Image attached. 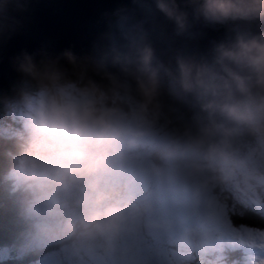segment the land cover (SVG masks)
Wrapping results in <instances>:
<instances>
[{
	"label": "clouds",
	"instance_id": "obj_1",
	"mask_svg": "<svg viewBox=\"0 0 264 264\" xmlns=\"http://www.w3.org/2000/svg\"><path fill=\"white\" fill-rule=\"evenodd\" d=\"M176 36L223 29L199 54L117 31L89 54L21 51L0 93V217L19 247L75 255L125 236L192 237L237 191L264 192V0H133ZM19 0H0V36Z\"/></svg>",
	"mask_w": 264,
	"mask_h": 264
},
{
	"label": "water",
	"instance_id": "obj_2",
	"mask_svg": "<svg viewBox=\"0 0 264 264\" xmlns=\"http://www.w3.org/2000/svg\"><path fill=\"white\" fill-rule=\"evenodd\" d=\"M19 5L23 10L11 13L18 22L14 30L0 36V89L15 78L12 59L21 51L58 54L71 49L85 55L94 46L104 45L105 34L117 31L113 14L119 8L127 11L130 22H139L148 31L157 54L164 59L176 51L203 53L223 34V29L194 26L189 34L176 36L162 16L149 14L133 0H19ZM166 238L169 236L161 240Z\"/></svg>",
	"mask_w": 264,
	"mask_h": 264
},
{
	"label": "rangeland",
	"instance_id": "obj_3",
	"mask_svg": "<svg viewBox=\"0 0 264 264\" xmlns=\"http://www.w3.org/2000/svg\"><path fill=\"white\" fill-rule=\"evenodd\" d=\"M6 91L7 89L2 93ZM245 192L249 193V191ZM249 195L252 197L250 193ZM262 196L264 199V192ZM243 197L242 192L237 191L216 208L210 210L207 227L198 235L192 236L193 238L182 237L177 232L139 233L123 237L108 251L91 250L86 255H75L58 248L46 254L39 261L25 264H118L121 259L125 260L124 264H202L200 257L205 254L215 258V248L225 228H234L226 222L228 214H232L233 209L238 213L241 212V207L247 202ZM225 208L228 211L223 213ZM8 216L10 217L5 214V217ZM162 234L169 235L172 240L161 241ZM186 247L188 252H185ZM26 253L19 245H0V261Z\"/></svg>",
	"mask_w": 264,
	"mask_h": 264
},
{
	"label": "snow or ice",
	"instance_id": "obj_4",
	"mask_svg": "<svg viewBox=\"0 0 264 264\" xmlns=\"http://www.w3.org/2000/svg\"><path fill=\"white\" fill-rule=\"evenodd\" d=\"M245 207L264 219V199L248 200ZM227 211L225 208L223 213ZM232 214L242 216L244 213L233 209ZM214 264H264V230L243 225L225 228L215 248Z\"/></svg>",
	"mask_w": 264,
	"mask_h": 264
},
{
	"label": "trees",
	"instance_id": "obj_5",
	"mask_svg": "<svg viewBox=\"0 0 264 264\" xmlns=\"http://www.w3.org/2000/svg\"><path fill=\"white\" fill-rule=\"evenodd\" d=\"M14 79H12L3 88H1L0 93H2L4 90L8 89L9 85L12 83V81ZM241 192L244 195L243 198L246 199L247 201L251 200L253 198H255L257 200L263 199L261 191L254 192V191L249 190V193L251 194L252 197H250L249 193H246L245 191H241ZM260 195H261V197H260ZM246 203L247 202H245V205H246ZM245 205L241 207V212L244 213L242 216L233 215V214L229 213L228 214V220L226 222L230 223V225L234 228H238L241 225H245L249 228H257V229L264 230V219H262L257 214L246 210ZM167 240L170 241L172 239H170V240L167 239ZM10 244H15L16 246H18L19 241L16 238L15 229L10 226V217L9 216L5 217V215H4L3 217H0V245H10ZM58 248L59 247L54 246V245L53 246H47L44 248L43 251H41L35 255L27 252L26 254H23L19 257H11L8 259L1 260L0 264H25V263L34 262L37 260L39 261L41 258L46 256V254H48L49 252L56 250ZM121 261H123L125 263L124 259H121ZM119 262H118V264H120ZM210 263H212V260ZM51 264H53V263H51Z\"/></svg>",
	"mask_w": 264,
	"mask_h": 264
},
{
	"label": "bare ground",
	"instance_id": "obj_6",
	"mask_svg": "<svg viewBox=\"0 0 264 264\" xmlns=\"http://www.w3.org/2000/svg\"><path fill=\"white\" fill-rule=\"evenodd\" d=\"M212 258H213V256H212Z\"/></svg>",
	"mask_w": 264,
	"mask_h": 264
}]
</instances>
